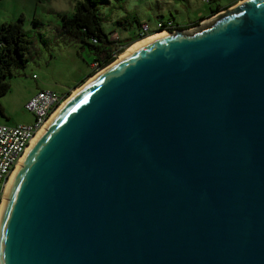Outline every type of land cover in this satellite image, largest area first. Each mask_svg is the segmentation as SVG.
<instances>
[{
	"label": "water",
	"instance_id": "1",
	"mask_svg": "<svg viewBox=\"0 0 264 264\" xmlns=\"http://www.w3.org/2000/svg\"><path fill=\"white\" fill-rule=\"evenodd\" d=\"M208 18L61 102L0 208V264H264V0Z\"/></svg>",
	"mask_w": 264,
	"mask_h": 264
},
{
	"label": "rangeland",
	"instance_id": "2",
	"mask_svg": "<svg viewBox=\"0 0 264 264\" xmlns=\"http://www.w3.org/2000/svg\"><path fill=\"white\" fill-rule=\"evenodd\" d=\"M237 1L210 0L206 3L204 0H93V4L99 15L100 26L105 32L113 29L123 36H132L135 17L148 21L151 27L155 26L158 16L173 17L178 25L183 26L209 16L211 8L216 5L222 8L218 12H222ZM76 2L77 0H0V23L13 21L21 15L22 29L29 36L24 65L13 66L11 74L4 77L9 87L0 95L3 108L0 122H31L32 113L23 107V103L34 92L43 88H49L57 94L66 91V100L79 85H83L95 74L80 79L89 69L92 50L79 37L69 34L60 26L58 13L70 15ZM209 19L204 18L202 23ZM118 20L126 25L132 23L133 26L126 30L120 29L122 24H118ZM134 44L127 45L110 62L118 60L120 54Z\"/></svg>",
	"mask_w": 264,
	"mask_h": 264
},
{
	"label": "trees",
	"instance_id": "3",
	"mask_svg": "<svg viewBox=\"0 0 264 264\" xmlns=\"http://www.w3.org/2000/svg\"><path fill=\"white\" fill-rule=\"evenodd\" d=\"M220 8L221 7L216 5L214 8H211V13L218 11ZM58 16L61 22L60 26L64 30L73 36L79 37L81 41L90 47L92 50L91 61L96 60L98 68H102L113 60L117 52H120L123 49H115L117 43L127 46L140 38V35L138 34L140 19L136 17L134 26L132 23H128V26L122 24L121 20L117 21L118 24H122L120 29L123 30L130 29L131 26H133L132 28L134 31L132 36H123L113 29L105 32L100 26L101 22L98 13L95 10L93 0H77L75 8L70 15L63 12L58 13ZM21 22L22 16L19 15L18 18L13 21H4L0 23V95L8 90L9 85L8 82L4 80V77L11 74V68L13 66L22 67L24 65V54L27 52L29 46V36L22 29ZM111 32L119 34L118 40H113V38L110 37ZM92 73L93 69L89 67L80 79H83L85 76H89ZM62 94L65 96L67 92L64 91ZM0 113H3L1 104Z\"/></svg>",
	"mask_w": 264,
	"mask_h": 264
},
{
	"label": "built area",
	"instance_id": "4",
	"mask_svg": "<svg viewBox=\"0 0 264 264\" xmlns=\"http://www.w3.org/2000/svg\"><path fill=\"white\" fill-rule=\"evenodd\" d=\"M209 3L210 0H204ZM218 13H210L208 18ZM200 19L194 23L188 24L187 28L178 25L173 18H156L155 26L151 27L148 21L140 19L138 34L140 38L146 37L155 32L173 33L181 30H194L203 22ZM110 37L118 40L119 34L111 32ZM125 45L117 43L115 49L125 48ZM119 52H117L118 54ZM116 54V55H117ZM93 73L99 71L97 61H91L90 66ZM66 97L64 94H57L49 88L38 89L23 103V107L32 113V121L29 123L4 124L0 122V208L4 201V190L6 184L17 162L21 159L27 145L31 143L32 138L44 126L50 115L54 113L62 100ZM65 100V99H64Z\"/></svg>",
	"mask_w": 264,
	"mask_h": 264
},
{
	"label": "bare ground",
	"instance_id": "5",
	"mask_svg": "<svg viewBox=\"0 0 264 264\" xmlns=\"http://www.w3.org/2000/svg\"><path fill=\"white\" fill-rule=\"evenodd\" d=\"M209 23V22H208ZM207 23V24H208ZM206 24V25H207ZM205 25V23L203 24V26ZM202 26V27H203ZM152 35H154V36H152ZM165 35H168L167 33H165V32H155V33H152V34H150V35H148V37L149 36H152V37H150V38H148L147 36L146 37H142V38H139L137 41H135L134 43V45L132 46H130V47H128L127 49H125L121 54H120V56L118 57V60L119 59H121L122 57H124V56H126L127 54L129 55L133 50H135L136 48H138V47H140V46H144V45H146V44H148V43H150V42H153L154 40H156V39H161V38H163V37H165ZM142 39V40H141ZM137 42V43H136ZM117 60H115L114 62H116ZM113 62V63H114ZM107 67V66H106ZM105 68V67H104ZM104 68H102V69H104ZM100 71H102L101 69H100ZM99 71V72H100ZM96 72H98V71H96ZM95 72V73H96ZM98 72V73H99ZM76 91V90H75ZM74 91V92H75ZM73 92V93H74ZM72 95V94H71ZM70 97V96H69ZM68 99V98H67ZM60 106V105H59ZM57 109H58V107H57ZM56 111H54V113H55ZM54 113L52 114V115H54ZM52 115H50L49 116V118H51V116ZM48 118V119H49ZM48 121V120H47ZM47 121L45 122V124H44V126L37 132V134L32 138V140H31V143L29 144V145H27V147H26V149H25V151H24V153H23V155H22V157H21V159L17 162V164H16V166L14 167V169H13V171H12V173H11V175H9V178H8V181H7V184H6V188H5V190H4V200L6 199V194H7V191L9 190V188H10V186H11V183H12V179H13V177H14V175H16V173H17V171L19 170V168H20V165H21V163H22V161L24 160V158H25V156H26V154H27V152L29 151V149H30V147H31V145H33L34 143H35V141H36V139L38 138V136L40 135V133L42 132V130H44V128H45V125H46V123H47Z\"/></svg>",
	"mask_w": 264,
	"mask_h": 264
},
{
	"label": "flooded vegetation",
	"instance_id": "6",
	"mask_svg": "<svg viewBox=\"0 0 264 264\" xmlns=\"http://www.w3.org/2000/svg\"><path fill=\"white\" fill-rule=\"evenodd\" d=\"M205 17V16H204ZM204 17H202L201 19H203ZM188 26H187V24H185V25H183V27H181V28H187ZM182 32H188V31H190V30H181ZM191 32V31H190Z\"/></svg>",
	"mask_w": 264,
	"mask_h": 264
},
{
	"label": "snow or ice",
	"instance_id": "7",
	"mask_svg": "<svg viewBox=\"0 0 264 264\" xmlns=\"http://www.w3.org/2000/svg\"><path fill=\"white\" fill-rule=\"evenodd\" d=\"M83 102H84V101H81V103H83ZM78 106H79V105H78ZM78 106H77V107H78ZM75 110H76L75 108L72 109V111H75Z\"/></svg>",
	"mask_w": 264,
	"mask_h": 264
},
{
	"label": "crops",
	"instance_id": "8",
	"mask_svg": "<svg viewBox=\"0 0 264 264\" xmlns=\"http://www.w3.org/2000/svg\"><path fill=\"white\" fill-rule=\"evenodd\" d=\"M210 13H211V10H210ZM210 13H208V14H210ZM173 18V17H172ZM174 19V18H173ZM175 20V19H174ZM176 22V21H175ZM194 23V22H193ZM190 24V23H189ZM188 25V24H187ZM191 25V24H190Z\"/></svg>",
	"mask_w": 264,
	"mask_h": 264
},
{
	"label": "clouds",
	"instance_id": "9",
	"mask_svg": "<svg viewBox=\"0 0 264 264\" xmlns=\"http://www.w3.org/2000/svg\"><path fill=\"white\" fill-rule=\"evenodd\" d=\"M204 17V16H203ZM207 17V16H206ZM198 20H200V19H198Z\"/></svg>",
	"mask_w": 264,
	"mask_h": 264
}]
</instances>
